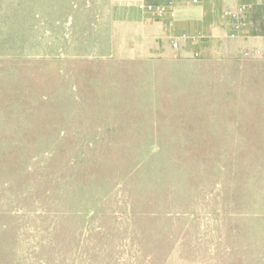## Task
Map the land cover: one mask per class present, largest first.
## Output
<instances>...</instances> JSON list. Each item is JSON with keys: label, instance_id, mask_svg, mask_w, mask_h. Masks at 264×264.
<instances>
[{"label": "rangeland", "instance_id": "obj_1", "mask_svg": "<svg viewBox=\"0 0 264 264\" xmlns=\"http://www.w3.org/2000/svg\"><path fill=\"white\" fill-rule=\"evenodd\" d=\"M133 1L0 0V264H264V81Z\"/></svg>", "mask_w": 264, "mask_h": 264}, {"label": "crops", "instance_id": "obj_2", "mask_svg": "<svg viewBox=\"0 0 264 264\" xmlns=\"http://www.w3.org/2000/svg\"><path fill=\"white\" fill-rule=\"evenodd\" d=\"M172 2L167 14L157 18L143 9ZM142 9H139V5ZM245 5V25L231 37L224 24V9ZM133 23L138 50L144 57L169 60L235 61L240 70L264 81V0H134L124 12ZM257 50L258 56L244 57ZM199 58L195 59L194 55ZM260 77V78H259Z\"/></svg>", "mask_w": 264, "mask_h": 264}, {"label": "built area", "instance_id": "obj_3", "mask_svg": "<svg viewBox=\"0 0 264 264\" xmlns=\"http://www.w3.org/2000/svg\"><path fill=\"white\" fill-rule=\"evenodd\" d=\"M191 4H198L199 0H189ZM172 2H169L167 5L162 6H153V5H145L143 9L146 12L152 13L157 18H163L168 12L169 7H171ZM247 8L245 5H239L235 8H227L223 10L222 17L224 24L229 32L231 37L238 35L245 25V16H246ZM259 52L257 50L250 52L244 51L243 56L248 58L252 55L258 56ZM195 59L199 58L198 54L194 55Z\"/></svg>", "mask_w": 264, "mask_h": 264}]
</instances>
